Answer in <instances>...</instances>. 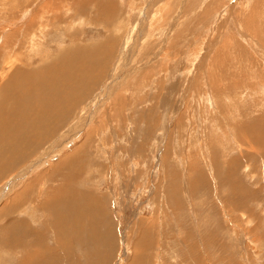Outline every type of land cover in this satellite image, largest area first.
Masks as SVG:
<instances>
[{"label": "rangeland", "instance_id": "1", "mask_svg": "<svg viewBox=\"0 0 264 264\" xmlns=\"http://www.w3.org/2000/svg\"><path fill=\"white\" fill-rule=\"evenodd\" d=\"M100 1L0 0V65L94 50L40 141L0 170V264H264V0ZM28 78L3 87L31 83L29 103L39 81L45 99L61 84Z\"/></svg>", "mask_w": 264, "mask_h": 264}, {"label": "bare ground", "instance_id": "2", "mask_svg": "<svg viewBox=\"0 0 264 264\" xmlns=\"http://www.w3.org/2000/svg\"><path fill=\"white\" fill-rule=\"evenodd\" d=\"M59 1V0H58ZM63 1V0H62ZM70 1V0H69ZM73 1V0H72ZM103 2H105L104 0H103ZM103 2H101L100 1V3H98L99 5H97V6H102V4H103ZM108 2V1H107ZM50 3H52L51 1H50ZM53 3H55V2H53ZM68 3V2H67ZM73 4V3H72ZM106 4V3H105ZM104 4V5H105ZM43 5V4H42ZM69 5V4H68ZM41 6V5H40ZM50 6V5H49ZM48 6V7H49ZM154 6V5H153ZM187 6V5H186ZM52 7V6H51ZM149 7V6H148ZM23 8V7H22ZM27 8V7H26ZM33 8V7H32ZM50 8V7H49ZM48 8V9H49ZM73 8H74V10H75V12L77 13V11H78V9H77V5L76 4H74L73 5ZM145 8V7H144ZM45 9H47V8H45ZM55 9V8H54ZM61 9V8H60ZM21 10H23V9H21ZM58 10V9H57ZM89 10V9H88ZM19 11H20V9H19ZM45 11V10H44ZM43 11V12H44ZM47 11V10H46ZM152 11V10H151ZM2 12V11H1ZM26 12V11H25ZM57 12V11H56ZM60 12V11H59ZM142 12V11H141ZM14 13H16V12H14ZM21 13V12H20ZM23 13H24V11H23ZM46 13V12H45ZM53 13V12H52ZM22 14V13H21ZM61 14V13H60ZM109 14V13H108ZM144 14H145V12H144ZM257 14V13H256ZM10 15V14H9ZM18 15V14H17ZM23 15H25V13L23 14ZM41 15H44V14H41ZM56 15H58V14H56ZM13 16V15H12ZM16 16V15H15ZM18 16H20V15H18ZM18 16H16V17H18ZM22 16V15H21ZM26 16H27V14H26ZM35 16V15H34ZM53 16V15H52ZM60 16V15H59ZM14 17V16H13ZM73 17V16H72ZM107 17V16H106ZM121 17V16H120ZM22 18H23V16H22ZM33 18V17H32ZM31 18V19H32ZM37 18V17H36ZM48 18V17H47ZM53 18H55V17H53ZM61 18V17H60ZM62 18H64V17H62ZM18 19H19V17H18ZM18 19H15V20H18ZM26 18H24L23 20L24 21H26L25 20ZM57 19V18H56ZM33 21L34 20H36L35 18L34 19H32ZM52 20H54V19H52ZM76 20V19H75ZM21 21V20H20ZM31 21V20H30ZM29 21V22H30ZM33 21H31L33 24H34V22ZM60 21V20H59ZM19 22V20L16 22V23H18ZM36 22H37V20H36ZM41 22V21H40ZM50 22V21H49ZM74 22V21H73ZM13 23V22H12ZM15 23V22H14ZM3 24V23H2ZM5 24V23H4ZM21 24V23H20ZM33 24H28L27 26H26V29H27V31H28V29L29 30H32L33 31V29L32 28H36V26L34 27L33 26ZM55 24V23H54ZM6 25V24H5ZM42 25V24H41ZM14 26V25H13ZM12 26V27H13ZM7 27V26H6ZM9 27V26H8ZM23 28V27H22ZM14 29V28H13ZM24 29H25V27H24ZM37 29V28H36ZM131 30V29H130ZM14 31H15V29H14ZM31 31V32H32ZM36 31V30H35ZM51 31V30H50ZM57 31V30H56ZM143 31V30H142ZM13 32V31H12ZM28 32H30V31H28ZM14 33V32H13ZM3 34V33H2ZM34 33L32 32V34L31 35H33ZM4 35V34H3ZM24 35V34H23ZM59 34L57 33V34H54V32H53V36H58ZM8 36V35H7ZM10 36H12V34L10 35ZM26 36L27 37H29V38H31L30 37V35L28 36L27 34H26ZM25 36V37H26ZM127 36V35H126ZM3 37V36H2ZM14 37V36H13ZM20 37H21V35H20ZM25 37H24V39H25ZM60 37H62V39L60 38V40H61V43H64L65 41H67V40H71V37L70 36H68V35H65L64 33L62 34V36H60ZM64 37H66V40H64ZM128 37H130V36H128ZM53 38V37H52ZM7 39V38H6ZM22 39H23V37H22ZM55 39V38H54ZM54 39H52V40H54ZM129 39V38H128ZM184 39V38H183ZM19 40H20V38H19ZM26 40V39H25ZM29 40V39H28ZM51 40V41H52ZM81 40V39H80ZM137 40V39H136ZM2 41V40H1ZM15 42H16V40H14ZM18 41V40H17ZM24 41V40H23ZM22 40H21V42H19V44L20 43H22L23 42ZM35 41V40H34ZM33 41V42H34ZM72 41V40H71ZM110 41H111V39H110ZM15 42H13V44H15ZM56 42V41H55ZM127 42V41H126ZM6 43L8 44L9 43V39H8V42L6 41ZM24 43V42H23ZM35 43V42H34ZM49 43H51V42H49ZM111 43V42H110ZM6 44V45H7ZM11 44V43H10ZM18 44V45H19ZM26 44V41H25V43L23 44V45H21L22 46V48L24 47L25 48V45ZM28 44V43H27ZM33 44V43H32ZM85 44V43H84ZM37 45V44H36ZM47 45V44H46ZM81 45V44H80ZM79 45V46H80ZM51 46V45H50ZM105 46H107V45H105ZM6 47V46H5ZM8 47V46H7ZM13 47H15L14 45H13ZM49 47V46H48ZM81 47V46H80ZM12 48V47H11ZM18 48H21V47H18ZM89 48V47H88ZM88 48H77V49H79V50H81V56H82V59H84L85 61L84 62H82V63H79L78 61H74V71H73V73L74 72H76V75H78V76H81L80 78H82L83 76H85V75H87V74H85L87 71H89V70H87V71H85L84 72V70L85 69H83V67H85L86 69H91L92 67H91V65L90 64H92L93 62H88L87 60H88V58H89V56L91 57V53H93L94 54V50L93 49H88ZM101 48V47H100ZM99 48V49H100ZM109 48V47H108ZM8 49V48H7ZM10 49V48H9ZM16 49H17V46H16ZM35 49H37L36 48V46H35ZM69 49V48H68ZM73 49V48H72ZM76 49V48H75ZM99 49H97V52L99 53ZM3 50V49H2ZM119 50H121V49H119ZM10 51H11V49H10ZM22 51V50H21ZM65 51V50H64ZM68 51V50H67ZM67 51H65V54H64V52L63 53H61V54H64V55H61L60 54V57L62 58L63 56L65 57V59H66V61H67V63L68 64H66L65 62L61 65V66H59V60H58V57L56 58V59H54V61L52 62V63H55V62H57V60H58V62H57V65L56 66H52V68L53 69H51V68H49V69H47L46 67V69L45 70H39V67H40V65L39 66H36V67H32L31 69H23V68H20V64L18 63V64H16L17 62H14L13 63V68L12 67H10L9 65L8 66H4V65H0V170H2V169H7L8 167H11L12 165L11 164H13L16 160H19V159H17V156H18V154L20 153H22L24 150H26V144H27V146L29 147V146H31V145H33L34 143H36V142H39L40 140L38 139L40 136H42L43 135V133H45V129H46V118L48 117V115H51V116H55V115H53V114H50V110H53L54 109V107H53V99H52V97H54V95H56V96H59V97H54V98H56V99H58L59 101H61V96H60V94L59 93H57V92H63V91H67V88L69 87V89L71 88V86L74 88V90L77 92V88H79L78 86H79V83H81V80H79V77L77 76V79L76 78H74L73 76H71V75H69V73H71V71H72V68H73V66H72V62L70 61V59H68V58H66L67 57V55L69 54V53H71V52H67ZM75 51H78V50H75ZM162 51V50H161ZM5 52V51H4ZM7 52H8V50H7ZM7 52H6V54H7ZM12 52V51H11ZM14 52H16V53H14L15 55L16 54H18L17 52L18 51H14ZM96 52V51H95ZM79 53V52H78ZM101 53V52H100ZM2 54L3 53H1V51H0V56H1V58L3 59V57L4 56H2ZM59 54V53H58ZM67 54V55H66ZM74 54V53H73ZM92 54V55H93ZM19 55V54H18ZM70 55V54H69ZM76 55V54H75ZM79 55V54H78ZM97 55V54H96ZM95 55V56H96ZM100 55V54H99ZM107 55H109V53L107 54ZM7 56V55H6ZM80 56V57H81ZM24 57H25V55H24ZM34 57V56H33ZM60 57H59V59H60ZM93 57V56H92ZM100 57V56H99ZM128 57V56H127ZM0 58V59H1ZM37 58V57H36ZM77 58V57H76ZM96 58V57H95ZM118 58V57H117ZM19 59V58H18ZM30 59V58H29ZM68 59V60H67ZM128 59H129V57H128ZM16 60H17V58H16ZM80 60V59H79ZM106 60V59H105ZM50 61V60H49ZM48 61V62H49ZM107 61V60H106ZM4 62V61H3ZM19 62V61H18ZM61 62H63V61H61ZM81 62V61H80ZM96 62V61H95ZM94 62V63H95ZM97 62H100V61H97ZM5 63V62H4ZM49 64V63H48ZM7 65V64H6ZM44 65H47V63L45 64L44 63ZM99 65V64H98ZM98 65H97V67H98ZM49 66V65H48ZM59 66V67H58ZM50 67V66H49ZM96 67V68H97ZM100 68L102 69V67L100 66ZM125 69V68H124ZM98 70V69H97ZM65 74H64V73ZM99 72H101V71H99ZM37 73H41V74H46L47 76H49L50 78H52V79H55V78H57V79H60L61 80V84H60V81H59V83L58 84H60L56 89H53V90H51V88H50V90H49V93H48V96L46 97V99L43 97V95H42V92H41V90L44 88V89H47L49 86L47 85V83L45 82V81H39L36 85L37 86H40L39 87V90H36V92H35V94L33 95V101L32 102H29V103H27V101H26V94L28 93V92H30V90H31V88H32V85H31V83H29V84H27V85H25V86H23V88H24V90H22L23 92L22 93H10V95L8 94V91H10V89H7V87H3V85H8L9 83H11V81L13 80V79H16V80H18V81H22V80H25V79H29L28 78V76H31L32 78H34L35 79V77L36 76H38L39 74H37ZM90 74V73H89ZM88 74V75H89ZM42 76H44V75H42ZM52 76H55V77H52ZM99 76V75H98ZM4 77V79H2ZM39 78H40V76H39ZM47 79V78H46ZM87 79V78H86ZM77 80H79V81H77ZM48 81H49V79H48ZM93 82V81H92ZM91 82V83H92ZM96 82V81H95ZM51 83H53V82H51ZM90 83V84H91ZM54 84V83H53ZM83 85V84H82ZM45 86H48V87H45ZM86 86V85H85ZM17 87V86H16ZM14 88V87H13ZM21 88H22V86H20L19 87V90L17 91V92H19L20 90H21ZM55 88V87H54ZM73 88H72V91H73ZM69 89H68V92H66V93H68L69 95H67V100L66 101H68L69 100V98L71 97V95H70V93L71 92H69ZM77 89V90H76ZM47 91V90H46ZM71 91V90H70ZM80 91V90H79ZM53 95V96H52ZM46 96V95H45ZM63 96V95H62ZM25 98V99H24ZM97 99V98H96ZM63 101H65V100H63ZM62 101V102H63ZM94 101V100H93ZM214 101V100H213ZM55 102H56V100H55ZM54 102V103H55ZM61 103V102H60ZM59 103V104H60ZM24 105V106H23ZM11 106V107H10ZM21 106H23V108L22 109H20V107ZM55 106V105H54ZM56 107V106H55ZM223 109V108H222ZM66 111V110H65ZM52 113V112H51ZM53 113H54V111H53ZM84 113V112H83ZM47 114V115H46ZM56 117V116H55ZM29 120H31V121H33L35 124H36V126L38 127V129L41 131L40 133L39 132H36L38 129H33V128H30L29 129V125L27 124L28 123V121ZM48 120V119H47ZM84 121V120H83ZM30 123V122H29ZM31 124V123H30ZM56 128V127H55ZM81 129V128H80ZM55 130V129H54ZM259 133H261V132H259ZM36 136H37V138H36ZM19 138H21L22 140H20V142L21 143H23V142H25V145L24 146H22V148H20V147H18V146H16V144H18V143H20V142H18L17 143V140L19 139ZM27 139V140H26ZM253 139V138H252ZM61 140V139H60ZM257 141H259L258 139H257ZM22 145V144H21ZM6 146V147H5ZM5 147V150L3 149ZM8 147V148H7ZM58 147V146H57ZM65 147V146H64ZM17 148H19L18 149V151L16 152L15 151V149H17ZM28 149V148H27ZM33 149V148H32ZM15 152H14V151ZM10 151V152H9ZM55 151V150H54ZM53 151V152H54ZM7 154H9V156H7ZM5 156H7V159H5ZM21 156H23V155H21ZM68 157V156H67ZM72 157V156H71ZM18 158H20V155H19V157ZM64 159V158H63ZM68 159L69 158H67V159H64V161L63 162H61L60 164H58V166L60 167L61 166V168L62 167H64L63 165H65L66 163H68ZM44 160V159H43ZM71 160V159H70ZM45 161V160H44ZM71 162V161H70ZM228 164V163H227ZM11 165V166H10ZM69 165V164H68ZM31 167V166H30ZM232 167V166H231ZM231 167H230V169L229 170H233V169H231ZM217 168V171H219L220 169H218L219 167H216ZM71 169V168H70ZM5 171V170H4ZM198 171V170H197ZM190 172H191V170H190ZM192 172H193V169H192ZM191 172V173H192ZM71 178V177H70ZM70 180V179H69ZM63 181V180H62ZM77 182V181H76ZM64 183H66V182H64ZM63 183V184H64ZM12 184V183H11ZM62 185V184H61ZM61 185L59 186V187H61ZM65 185V184H64ZM67 186V185H66ZM58 187V188H59ZM29 189V188H28ZM60 189V188H59ZM64 189H66V188H64ZM67 189H68V187H67ZM62 192V191H61ZM71 192V191H70ZM52 193V192H51ZM68 194V193H67ZM38 195V194H37ZM57 195V194H56ZM62 195V194H61ZM18 197V196H17ZM70 197V196H69ZM68 199V198H67ZM73 200V199H72ZM67 203H68V201H67ZM75 204V203H74ZM71 205V204H70ZM68 206V205H67ZM73 207L75 206V205H72ZM71 207V206H70ZM73 207H71L72 209H73ZM75 208V207H74ZM77 209V208H76ZM82 209V208H81ZM83 210V209H82ZM58 211V210H57ZM76 211V210H75ZM77 211H78V209H77ZM4 213H6V212H4ZM61 213V212H60ZM1 214V213H0ZM74 215L73 216H75V214H77V212H74L73 213ZM90 214V213H89ZM53 215H54V213H53ZM63 216V215H62ZM80 216H78V214H77V217H76V220L77 221H79V218ZM61 218V217H60ZM8 219V218H7ZM62 219V218H61ZM75 220V221H76ZM10 221V220H9ZM59 218H58V220H57V222L59 223ZM56 222V221H55ZM83 222V221H82ZM94 222V221H93ZM9 223V222H8ZM87 223H89V222H87ZM82 224V223H81ZM86 224V223H85ZM90 224V223H89ZM91 224H93L92 222H91ZM56 225V224H55ZM94 225V224H93ZM98 225V224H97ZM7 227H5L4 228V230H7V228H10V230H9V232L11 233V232H16L17 233V231H14L15 229L16 230H18V229H20L22 226H21V223H13V222H11L9 225H6ZM26 227H28V225H27V223H26V225H25ZM95 226V225H94ZM2 229V228H1ZM1 229H0V232H1ZM30 229V228H29ZM71 229V228H70ZM64 233V232H63ZM62 233V234H63ZM70 233H73V231L72 232H70ZM62 234H60L61 236L60 237H62ZM2 235V234H1ZM35 237H37V236H35ZM67 237V236H66ZM72 237V236H71ZM3 238V237H2ZM96 238V237H95ZM4 239V238H3ZM34 240V239H33ZM37 240H39V239H37ZM61 240V239H60ZM73 240V239H72ZM20 240H19V237H16L15 239H9V240H5V244H7L6 246H8V247H10V245H16L18 242H19ZM40 241V240H39ZM89 241V240H88ZM35 242H37V241H35ZM66 242V241H65ZM75 243V242H74ZM35 244V243H34ZM68 244V243H67ZM64 245V244H63ZM144 246V245H143ZM63 247V246H62ZM40 248V247H39ZM39 248H36V251H35V254H37L36 256L38 257V259H39V261L42 259V254H41V252H40V250H39ZM80 248V247H79ZM26 252V251H25ZM25 252H24V254H25ZM97 252V251H96ZM27 253V252H26ZM44 254V253H43ZM32 255V254H31ZM45 255V254H44ZM35 256V255H34ZM45 258V257H44ZM27 259H29L30 260V257L29 258H27ZM33 258H31V260H32ZM138 259V258H137ZM24 260H26V259H24ZM30 260V261H31ZM43 260V259H42ZM21 261V260H20ZM23 261V260H22ZM22 261L21 262H19V264H21L22 263ZM27 261V260H26ZM65 261V260H64ZM40 262H42V261H40ZM86 262V261H85ZM28 263V262H27ZM27 263H25V264H27ZM23 264V263H22Z\"/></svg>", "mask_w": 264, "mask_h": 264}, {"label": "crops", "instance_id": "3", "mask_svg": "<svg viewBox=\"0 0 264 264\" xmlns=\"http://www.w3.org/2000/svg\"><path fill=\"white\" fill-rule=\"evenodd\" d=\"M20 193V192H19Z\"/></svg>", "mask_w": 264, "mask_h": 264}]
</instances>
